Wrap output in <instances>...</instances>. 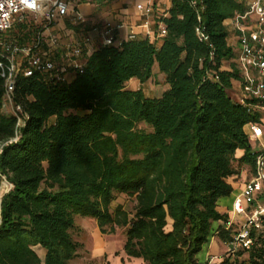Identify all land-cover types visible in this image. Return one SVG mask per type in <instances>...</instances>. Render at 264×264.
Masks as SVG:
<instances>
[{"label": "trees", "instance_id": "obj_1", "mask_svg": "<svg viewBox=\"0 0 264 264\" xmlns=\"http://www.w3.org/2000/svg\"><path fill=\"white\" fill-rule=\"evenodd\" d=\"M194 1L169 0L159 44L145 36L99 46L68 82L20 76L13 100L22 125L1 110L0 75V179L11 183L0 197V264H69L79 217L102 233L123 228L125 254L145 264H199L213 235L229 240L214 226L227 219L218 200L253 165L243 127L258 113L230 94L240 73L223 22L246 7ZM154 64L168 86L160 97L126 88L148 80ZM118 194L133 198L131 212L111 208ZM263 244L217 264H238L232 256L243 253L264 264Z\"/></svg>", "mask_w": 264, "mask_h": 264}, {"label": "built area", "instance_id": "obj_2", "mask_svg": "<svg viewBox=\"0 0 264 264\" xmlns=\"http://www.w3.org/2000/svg\"><path fill=\"white\" fill-rule=\"evenodd\" d=\"M69 0H37V7L30 9L21 5L19 0L11 10L7 0L3 12L8 19H0L6 27H0V75L4 78V91L1 110L16 117L22 125L26 114L21 106L14 102L13 92L20 76L43 75L45 79L68 82L69 74L82 72L83 62L96 48L93 38L85 35L79 41L64 45V51L58 56L52 55L47 46L59 45V39L53 27L59 18L69 11ZM195 4L194 0H191ZM144 14L152 11L151 5H137ZM76 19L82 17L70 10ZM3 13H0L2 17ZM16 23L32 28V35L26 41L7 38L5 35ZM237 44V66L240 79L234 100L250 112H257L256 121L247 122L243 131L250 142L258 144L257 149H250L253 165L248 168L249 176L244 180L234 196L231 216L223 222L230 238L223 241L226 251H249L261 246L264 240V0H250L242 14L234 16ZM199 34L198 28L196 29ZM166 34L164 24L159 22L157 31L146 33L151 39H158ZM202 37L203 35L200 34ZM100 46L119 44L114 37L113 27L106 23L99 30ZM135 38L134 33L128 39ZM206 39V37H203ZM264 246V244H263ZM210 259L206 263L209 264Z\"/></svg>", "mask_w": 264, "mask_h": 264}, {"label": "crops", "instance_id": "obj_3", "mask_svg": "<svg viewBox=\"0 0 264 264\" xmlns=\"http://www.w3.org/2000/svg\"><path fill=\"white\" fill-rule=\"evenodd\" d=\"M244 3L247 8V4L250 0H238ZM69 2V11L66 15L59 18L53 27V31L59 39V45L47 46L52 55L58 56L64 51V45L71 44L79 41L85 35H89L93 38V44L95 48L100 46L99 30L100 28L109 23L113 27L114 37L117 42L127 40L130 33H134L135 38H143L148 31L156 32L159 22L167 14L170 6L169 0H112L107 5L97 2H89L87 0H76ZM102 5V6H101ZM137 5H151L152 11L149 14H144L142 10L137 8ZM76 11L81 17V20L75 18L74 14L70 11ZM224 28L227 35V42L233 47L237 53L236 44V30L234 27V17L226 19L224 22ZM157 44L160 43V39H156ZM69 80L72 79V75L69 74ZM163 78V75L160 73ZM131 79L130 81H132ZM233 86L230 90L232 97L237 94V88ZM138 89V88H136ZM237 176L229 178V182L232 186V192L229 196L221 197L218 200L217 210L226 215L227 219L231 216L230 207L234 196L239 191L244 180L243 178L237 182ZM80 221L88 222L93 227H97L96 220L88 217H79ZM223 225L222 221L214 222V226ZM99 230V229H98ZM95 230L91 233L92 236ZM96 235V233H95ZM94 235L93 246L98 249L96 256L99 257L102 254L104 248V242H99V238ZM36 250L39 255H43L44 251L38 247ZM226 251V246L217 236L213 235L209 242L204 245L201 251L197 254L199 263H206L210 259L209 264H217L220 261L221 255ZM113 257V253L110 255ZM125 262L128 264H145L141 258L126 257Z\"/></svg>", "mask_w": 264, "mask_h": 264}, {"label": "rangeland", "instance_id": "obj_4", "mask_svg": "<svg viewBox=\"0 0 264 264\" xmlns=\"http://www.w3.org/2000/svg\"><path fill=\"white\" fill-rule=\"evenodd\" d=\"M70 2H74L76 0H69ZM89 2H95L96 0H87ZM102 6V5H101ZM104 6V5H103ZM32 35V28L27 25H22L20 23H16L15 26L6 33L7 38H14L19 41H26L30 39ZM234 86L238 88L237 83L235 82ZM167 84L163 82V78L160 76V72L156 64L152 67V75L145 82H139L137 79H133L132 81H128L126 84L127 89H136L141 88L144 96L146 97H160L162 93L167 89ZM138 127L145 128L149 130L144 124L139 123ZM251 149H257L258 144L256 142H250ZM248 167L242 165L240 169V173L237 176V182L242 180L243 178H247L249 175ZM11 188V183L4 177L1 176L0 179V197L7 192ZM116 206L123 207L128 212H131L134 206V200L131 197H128L124 194H118L116 199L112 202L111 208H115ZM83 218H77V227L73 232V237L80 243V248L78 249V256L69 261V264H128L125 262V258L128 257L124 251V243H125V234L123 228H116L113 233H102L98 230L97 227H93L90 225L92 223L80 221ZM95 230V233L92 236V232ZM94 235L99 238V242H104V249L106 251H102L103 253L96 256L98 249H95L93 246ZM94 237V238H93ZM113 253V257L110 255ZM230 252L225 251L224 254L221 255L227 256ZM220 258V259H221ZM233 259H235L238 264L241 261H244L245 264L247 262V254L243 253L242 255H233Z\"/></svg>", "mask_w": 264, "mask_h": 264}, {"label": "clouds", "instance_id": "obj_5", "mask_svg": "<svg viewBox=\"0 0 264 264\" xmlns=\"http://www.w3.org/2000/svg\"><path fill=\"white\" fill-rule=\"evenodd\" d=\"M7 2L9 8L14 11L15 8H13V5L16 3V0H7ZM19 3L30 9H35L37 7V0H19ZM3 9H4V4L0 3V13H3L0 19L6 21L8 19L9 14L7 12H3ZM6 26H7L6 24L0 23V27H6Z\"/></svg>", "mask_w": 264, "mask_h": 264}]
</instances>
